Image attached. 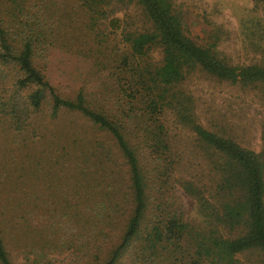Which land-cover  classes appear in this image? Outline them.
Here are the masks:
<instances>
[{"label":"trees","instance_id":"16d2710c","mask_svg":"<svg viewBox=\"0 0 264 264\" xmlns=\"http://www.w3.org/2000/svg\"><path fill=\"white\" fill-rule=\"evenodd\" d=\"M55 49L88 61L72 93ZM197 72L254 96L259 150ZM0 264H264V60L196 43L171 0H0Z\"/></svg>","mask_w":264,"mask_h":264},{"label":"rangeland","instance_id":"374dc122","mask_svg":"<svg viewBox=\"0 0 264 264\" xmlns=\"http://www.w3.org/2000/svg\"><path fill=\"white\" fill-rule=\"evenodd\" d=\"M181 13L184 32L196 43L213 45L219 56L234 65L264 60V5L251 0H171ZM157 50L150 58L156 60ZM88 61L51 50L45 73L46 79L66 93L79 85ZM105 79V78H104ZM193 93L202 105H213L226 111L236 126L240 141L255 150L259 139L261 108L253 95L240 92L224 82L214 81L198 72L192 78ZM254 99V100H253ZM234 126V127H235ZM53 179V178H52ZM57 181V176L54 175ZM179 208L185 214L193 213L192 201L178 192Z\"/></svg>","mask_w":264,"mask_h":264}]
</instances>
